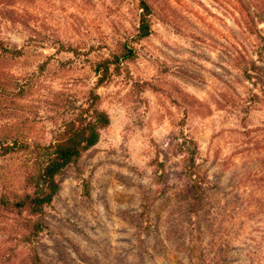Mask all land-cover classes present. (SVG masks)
<instances>
[{
    "label": "rangeland",
    "instance_id": "374dc122",
    "mask_svg": "<svg viewBox=\"0 0 264 264\" xmlns=\"http://www.w3.org/2000/svg\"><path fill=\"white\" fill-rule=\"evenodd\" d=\"M146 1L153 32L135 42L139 0H0V42L21 51L0 53V141L48 145L95 63L135 52L97 90L110 123L80 160L88 195L72 168L57 176L40 262L264 264V0ZM31 160L0 156V199L25 191ZM24 218L0 205V264H31Z\"/></svg>",
    "mask_w": 264,
    "mask_h": 264
},
{
    "label": "trees",
    "instance_id": "16d2710c",
    "mask_svg": "<svg viewBox=\"0 0 264 264\" xmlns=\"http://www.w3.org/2000/svg\"><path fill=\"white\" fill-rule=\"evenodd\" d=\"M137 6L141 11L137 31L133 38L135 42L148 38L153 32L150 19L153 14L151 5L146 0H139ZM58 50L59 52L72 51L75 55L77 54V49L70 47V45L65 46L60 44ZM0 53L2 55L19 56L21 51L9 49L0 42ZM134 58L135 52L129 46L123 44L112 58H104L95 63L93 69L97 76V81L88 92L85 106L79 108L75 116L64 124L62 130L54 133V137L48 145L30 146L22 143L17 132L12 135L14 137L8 138L7 136L0 141L1 157L23 152V154H27L32 158L31 171L26 179L27 188L25 191L20 195L14 196L11 200L6 197L0 199V205L4 209L15 212L18 216H21L23 213L29 216V219L24 218L22 222V228L25 229V233L21 240L30 250L29 257L31 264H41L34 243L38 236L46 229L45 210L52 205L58 193L59 183L57 176L64 170L72 168L75 177L82 181L83 195H88V185L82 178L80 160L89 149L98 143L100 131L107 128L110 123L108 114L99 108L100 95L97 90L110 81L113 72L118 73L120 71L124 62L131 61ZM46 64L47 62H44L40 66V73L44 71ZM23 94L24 90L20 89L15 96L23 97ZM1 97L5 101L7 98H11L3 87L0 92ZM7 108L4 106L2 111ZM12 131L9 133H12ZM187 143L193 145L192 150L187 149L190 155L186 161L187 172L192 176L195 175V151L193 150H196V147L192 141ZM159 165L162 167V164ZM197 188L198 186L195 184L194 190Z\"/></svg>",
    "mask_w": 264,
    "mask_h": 264
}]
</instances>
